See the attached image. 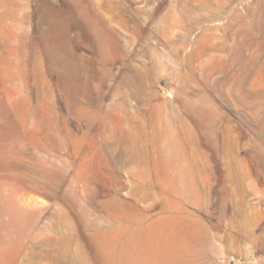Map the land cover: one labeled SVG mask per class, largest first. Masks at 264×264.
I'll return each instance as SVG.
<instances>
[{
  "label": "rangeland",
  "instance_id": "1",
  "mask_svg": "<svg viewBox=\"0 0 264 264\" xmlns=\"http://www.w3.org/2000/svg\"><path fill=\"white\" fill-rule=\"evenodd\" d=\"M0 264H264V0H0Z\"/></svg>",
  "mask_w": 264,
  "mask_h": 264
},
{
  "label": "bare ground",
  "instance_id": "2",
  "mask_svg": "<svg viewBox=\"0 0 264 264\" xmlns=\"http://www.w3.org/2000/svg\"><path fill=\"white\" fill-rule=\"evenodd\" d=\"M157 229V228H156ZM146 233V232H145ZM148 234V233H147ZM146 235V234H145ZM147 237V236H146ZM164 236H158L156 238L150 239L149 244L153 246L155 249H163L165 245V241L163 239ZM146 245V244H145ZM141 253V252H140ZM138 254V253H137ZM139 255V254H138ZM153 256V255H152Z\"/></svg>",
  "mask_w": 264,
  "mask_h": 264
}]
</instances>
